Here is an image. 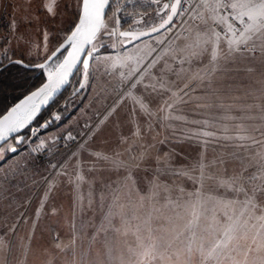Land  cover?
<instances>
[{
    "label": "rangeland",
    "instance_id": "374dc122",
    "mask_svg": "<svg viewBox=\"0 0 264 264\" xmlns=\"http://www.w3.org/2000/svg\"><path fill=\"white\" fill-rule=\"evenodd\" d=\"M80 3L0 0V80L10 60L44 62L70 35ZM128 3L111 0L90 66L44 114L52 124L36 133L39 115L0 151V264H189L190 244L208 247L220 235L205 230L213 216L243 225L219 264H264V220L256 218L264 216V49L230 53L222 35L212 61L211 44L196 46L206 27L221 31L205 1L198 12L207 26L191 20L186 35L167 28L124 46L119 32L157 25L164 0ZM65 54L33 74L46 78ZM6 84L0 94H9ZM80 130L84 139L64 163H36L38 148ZM254 188L255 207L246 208ZM194 212L195 237L187 229ZM190 260L201 264L195 251Z\"/></svg>",
    "mask_w": 264,
    "mask_h": 264
},
{
    "label": "snow or ice",
    "instance_id": "6c2138e0",
    "mask_svg": "<svg viewBox=\"0 0 264 264\" xmlns=\"http://www.w3.org/2000/svg\"><path fill=\"white\" fill-rule=\"evenodd\" d=\"M182 3H186V0H174V3H171V12L166 14L167 18L160 24V28L167 29L173 22L175 16L180 14L179 10L181 9ZM109 4V0H82V3L78 6L77 19L78 23L73 24V29H69L71 35L64 37V42L60 44L58 48L52 53V56L55 57L57 54H63L67 52V56L64 57L63 62L59 65L57 72L55 74H49V82L44 84L38 91L32 92L26 97V99L17 104L11 109L7 116L3 118L4 127H0V151H3V145L7 143V140L11 133L18 132L20 128L24 127L26 122L30 121L37 111V106L33 102L37 97L44 96L46 97L61 84L66 82L69 73L72 71L76 63H82L83 67L87 69L89 67L88 60H80V56L86 55L91 57L95 51L98 49L92 47V43L97 39V35L102 28H106V24L103 20L104 9ZM205 6L209 7L210 12L212 13L211 19L219 26H221V31L217 32L215 29L205 28V32L198 34V39L196 46L204 50L205 45H212V54L211 60L216 61L217 57L220 55L219 52V43L221 36L227 38V46L230 53H239L243 55L244 53H252L257 50L259 46L261 49H264V0H215L211 5H208L205 0ZM45 7H48V4H45ZM164 9L169 8V4L163 5ZM49 12H52V8L48 7ZM223 11V15H221ZM195 19V17L193 18ZM234 20L236 23L232 24L230 21ZM201 23L207 26V21L201 18ZM239 26H243L240 28ZM152 31H159L158 28H152ZM239 31V36H236V32ZM208 32H211V36H208L207 39H200L201 35H207ZM115 33V29L112 33H105L106 35H112ZM123 37H131L133 40L138 37L134 33L130 32H121ZM140 35H147V33H141ZM215 37V39H213ZM235 37V38H233ZM45 39H47V34H45ZM103 46V45H101ZM86 47L90 49L86 51ZM192 47V45H189ZM71 48V51L68 49ZM193 55H198L193 53ZM48 59H51L49 57ZM10 64L20 65L22 68L29 66L40 67L43 69L46 65H26L22 60H10ZM7 70V67L0 63V73ZM214 71V69H213ZM145 88L148 85L144 86ZM163 87V85H161ZM153 91H156L155 86H152ZM46 102V100H45ZM31 103V107H26ZM143 107V105H142ZM171 107V105H169ZM24 110L21 113V110ZM20 114V115H17ZM13 117L16 119L13 120ZM59 119V117H56ZM243 139V138H242ZM259 143L258 141L253 140V144ZM8 152H15L16 148L9 147ZM0 158H3L0 156ZM203 168V165H201ZM203 176V171H202ZM256 176L248 177V180H254ZM238 178H232L227 181H220L221 185L231 186L232 184L237 183ZM237 192L243 191L242 187L234 189ZM258 188H254L253 197L246 199L245 206L254 204V195L258 191ZM182 191V190H181ZM232 203V202H229ZM264 211V209H261ZM259 220H264V216L256 217ZM230 223L226 226L219 225L213 216L206 226V231H211L215 233L217 229H222L220 235L215 237L208 247H205L203 243H200L195 248L192 244L188 246L189 254V264H191V254L193 251L197 252L201 258V264H219V259L222 254L225 253V250L229 249L232 245L233 240L237 239L236 233L243 227L239 224V219L233 220L231 216L228 217ZM111 221L109 220V223ZM245 223H247L245 221ZM200 226V214L194 212L193 219L189 221L187 229L191 231V235L195 237L196 233L194 229ZM150 248H155V245H150ZM142 254V255H146ZM225 259H233L230 255H224Z\"/></svg>",
    "mask_w": 264,
    "mask_h": 264
},
{
    "label": "built area",
    "instance_id": "2783aa9c",
    "mask_svg": "<svg viewBox=\"0 0 264 264\" xmlns=\"http://www.w3.org/2000/svg\"><path fill=\"white\" fill-rule=\"evenodd\" d=\"M205 0H186V3H182L180 14L177 15L172 24L168 27L170 30V36L176 33H181L183 35L187 34L186 24L193 20L198 22L203 18V15L198 12V9L202 6ZM223 15V11H221ZM195 17V19H193ZM232 24L236 22L234 20L230 21ZM242 28L243 26H239ZM239 34V31L236 32ZM48 122L40 123L38 128L34 131L44 129L45 124ZM36 136V135H35ZM85 133L80 130L78 133L74 134H64L60 136L54 143L53 147H41L36 150L35 161L38 164H43L51 161H55L58 164L64 163L81 145L84 139ZM35 139V137H32Z\"/></svg>",
    "mask_w": 264,
    "mask_h": 264
},
{
    "label": "water",
    "instance_id": "95a60500",
    "mask_svg": "<svg viewBox=\"0 0 264 264\" xmlns=\"http://www.w3.org/2000/svg\"><path fill=\"white\" fill-rule=\"evenodd\" d=\"M110 3H111V0H109V4L105 7L104 9V15H103V20H105L106 18V15H107V12L109 10V6H110ZM171 3H174V0H168L165 4H169V8L168 9H164L163 6L158 10V14L162 17V20L155 26L153 27H150V28H147V29H143V30H121L119 32V36L121 38H125V41L123 42L124 46H127V45H130V44H133V43H136L138 41H141L143 39H146V38H149L151 36H154L160 32H162L163 28H160V24L163 23V21L167 18V15L166 14H170L171 12ZM176 17V16H175ZM174 17V18H175ZM174 20V19H173ZM78 23V21H77ZM152 28H158L159 31H155L153 32L152 31ZM74 30V28H73ZM121 32H130V33H134L138 38L133 40L130 36L129 37H123L120 35ZM141 33H147V35H140ZM99 34V33H98ZM71 35V33H70ZM95 42V40L93 41V43ZM92 43V45H93ZM72 49L69 48L68 51H71ZM86 51H89V49L86 47L85 49ZM95 53V52H94ZM58 55V54H57ZM65 56H67V52L65 54ZM64 56V57H65ZM49 57H51V59H48ZM44 62H42L41 64H45L47 65L50 61H52L55 57L52 56V54L49 56ZM91 59H92V56L89 57V56H86V55H81L80 56V60H88V64L90 66V62H91ZM64 58L62 59V61L60 62V64L63 62ZM59 64V65H60ZM58 65V67H59ZM83 66L82 63H76V65L74 66V68L72 69V71L69 73L68 77H67V80L66 82H64L63 84H61L58 88H56L54 91H52L50 94H48L46 97L44 96H41V97H37L33 102L31 103H34L36 106H37V111L35 112V115L34 117L26 122L25 126L20 128L18 132H13L10 134L8 140H10L12 137H14L15 135H17L18 133H20L23 129L27 128L29 125L32 124V122L67 88V86L69 85L71 79L73 78V76L77 73V71L79 70V68H81ZM58 67L56 68V70H54L52 72V74H55L57 72V69ZM49 82V75L46 77L45 81L43 83H41L38 87H36L35 89L31 90L30 92L26 93L24 96H22L18 101H16L13 105H11L8 110L3 113L1 116H0V127H4V121H3V118L5 116L8 115V113L11 111V109L13 107H15L17 104H20L22 103L26 97L28 95H30L32 92H35V91H38L41 87H43L44 84L48 83ZM46 100V102H45ZM31 103L29 105H27L26 107H31ZM24 110L22 109L21 110V113L23 112ZM17 115H20V114H17ZM16 119V117H13V120ZM52 124V120H49L48 123L45 124V127H48L49 125ZM7 140V141H8Z\"/></svg>",
    "mask_w": 264,
    "mask_h": 264
},
{
    "label": "trees",
    "instance_id": "16d2710c",
    "mask_svg": "<svg viewBox=\"0 0 264 264\" xmlns=\"http://www.w3.org/2000/svg\"><path fill=\"white\" fill-rule=\"evenodd\" d=\"M131 1L132 0H126V2H129V3ZM166 1L167 0H164V3ZM135 5H138V3L135 2ZM9 67L13 68V70H10L9 68L8 69L9 71H7L4 77L1 76V80H0V85L2 86L7 83L5 87L9 89V94H5L4 92L0 94V104L5 103L0 111V116L3 113H5L8 110V108L11 105H13L16 101H18L22 96H24L26 93L30 92L31 90L35 89L36 87H38L46 79L44 78L43 74H41V72H38L37 75L33 74V72L37 70V67H30L28 69L16 67L15 65H10ZM26 71H29L28 75H26ZM12 74L13 75L20 74L21 78L19 79L20 81H17V84H14V85L11 84L10 86L8 84V81L6 82L5 80L13 76ZM74 77L75 75L73 76V78ZM73 78L71 79L67 88L62 92L63 94L69 89ZM61 94L40 114V116L36 119V121H34L35 123H42L46 120V117L44 114L47 112L49 107H53L54 105H56L55 103L59 99V97H61Z\"/></svg>",
    "mask_w": 264,
    "mask_h": 264
},
{
    "label": "flooded vegetation",
    "instance_id": "af4514ba",
    "mask_svg": "<svg viewBox=\"0 0 264 264\" xmlns=\"http://www.w3.org/2000/svg\"><path fill=\"white\" fill-rule=\"evenodd\" d=\"M167 1H168V0H167ZM167 1H166V2H167ZM166 2H165V3H166ZM165 3H164V4H165Z\"/></svg>",
    "mask_w": 264,
    "mask_h": 264
},
{
    "label": "bare ground",
    "instance_id": "6f19581e",
    "mask_svg": "<svg viewBox=\"0 0 264 264\" xmlns=\"http://www.w3.org/2000/svg\"><path fill=\"white\" fill-rule=\"evenodd\" d=\"M49 74H50V72H49ZM49 74H48V75H49Z\"/></svg>",
    "mask_w": 264,
    "mask_h": 264
}]
</instances>
